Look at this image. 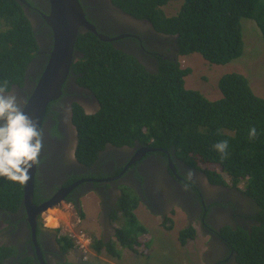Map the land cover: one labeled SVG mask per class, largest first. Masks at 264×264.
<instances>
[{
  "label": "trees",
  "instance_id": "trees-1",
  "mask_svg": "<svg viewBox=\"0 0 264 264\" xmlns=\"http://www.w3.org/2000/svg\"><path fill=\"white\" fill-rule=\"evenodd\" d=\"M111 1L133 17L148 20L153 31L174 37L176 56L198 54L208 65H226L242 55L241 18L254 20L264 41V0H179L181 6L171 16L161 7L178 0ZM2 8L0 83L7 81L10 89L23 85L37 45L20 6L10 0ZM74 50L81 56L70 71L77 74L80 86L94 93L99 104L93 114H86L78 103L72 104L79 161L90 165L107 144L132 146L137 142L167 160L174 153L176 159L202 171L212 183H242L254 222L250 229H223L222 239L236 264H264V98L253 93L248 79L235 71L223 74L218 80L221 97L208 99L184 87V78L192 70L182 67L176 56V60L157 57L155 72L146 71L134 56L88 31L78 33ZM100 84L104 92L98 91ZM252 127L256 135L249 138ZM220 141L228 143L225 159L213 147ZM22 187L0 177L1 212L19 208ZM137 203L136 197L126 193L117 206L125 222L131 224L126 231L116 229L117 244L133 253L147 235L133 214ZM79 216L83 217L81 213ZM163 219L173 223L169 217ZM194 237L192 227L177 233L181 245ZM57 240L62 252L75 246L67 235H59ZM92 248L97 253L104 248L117 257L121 252L99 239L93 241ZM13 253L12 247L0 246V264ZM18 264H32V259L19 260Z\"/></svg>",
  "mask_w": 264,
  "mask_h": 264
},
{
  "label": "flooded vegetation",
  "instance_id": "flooded-vegetation-1",
  "mask_svg": "<svg viewBox=\"0 0 264 264\" xmlns=\"http://www.w3.org/2000/svg\"><path fill=\"white\" fill-rule=\"evenodd\" d=\"M13 1L27 17L37 45L35 57L26 68L23 85H12L9 89L24 105L45 67L53 35L44 19L48 15V0ZM79 2L86 19L95 26L97 32L114 38L112 45L134 56L146 71L155 72L158 58L172 56L174 59L173 56H176L175 38L153 31L148 20L133 17L111 0ZM7 3H10V0H0V13L3 5ZM1 25L0 23V29L3 27ZM79 32L86 30L81 29ZM80 56L76 53L72 63ZM99 89L104 92L101 84L98 91ZM74 102L80 104L86 114H93L99 109L94 93L80 86L77 83V74L71 70L63 85L61 97L47 105L42 119L40 130L43 148L35 174L34 203L40 204L60 191L63 195L58 205H67L80 214L76 207H80L81 199L90 193L99 194L103 201L102 212L98 215L101 218L102 230L100 229L97 239L101 240L103 245H114L117 239L113 212L116 201L122 194L121 187L127 188L151 213H163L160 215L162 218L174 207L177 210L182 209L186 216L184 228L191 227L190 224L195 222L199 225V231L209 239L207 248L210 256L205 253L207 260L210 259L212 264H236L234 258L229 257L221 232L227 227L250 229L254 222L251 218L254 211L249 209L250 199L239 189L240 185H232L229 182L226 185L212 183L202 171L189 168L184 162L176 159L174 153L167 160L163 154L153 153L154 149H148L137 142L132 146L107 144L98 153L96 161L87 165L79 161L76 155L78 135L72 123ZM136 155H140V160L134 162ZM189 171L193 173L191 180L186 176ZM79 214L78 218H82ZM40 218L41 216H38L36 220L35 237L42 257L47 264H61L67 252L61 251L58 234H51L50 230L42 225ZM0 220H6L8 223H3L7 229L2 245L14 249L5 264H18L19 260L27 258L32 259V264H39L25 209L19 206L15 212L0 211ZM103 251L110 254L104 248Z\"/></svg>",
  "mask_w": 264,
  "mask_h": 264
},
{
  "label": "rangeland",
  "instance_id": "rangeland-1",
  "mask_svg": "<svg viewBox=\"0 0 264 264\" xmlns=\"http://www.w3.org/2000/svg\"><path fill=\"white\" fill-rule=\"evenodd\" d=\"M180 6L181 1H171L164 5L162 9L165 15L171 16L179 10ZM240 24L243 52L239 58L226 65H208L198 54L179 58L182 67H190L192 70L184 78L185 88L197 90L208 96L209 99H218L221 97L218 88L219 76L235 71L248 79L255 95L264 98V41L254 20L241 18ZM121 192L122 195L130 194L127 188L121 187ZM89 195V197L83 198L81 202L82 211L85 210L84 213L82 212V218H78V214H75L72 208L61 204L48 209L41 215L42 225L45 228L47 227L51 234L56 230H59L58 234L63 235L68 234V231L75 232L77 229H82L86 237L95 236V239L99 238L102 224L100 222L101 218H97V215L101 200L96 194L91 195L90 193ZM131 197L136 196L131 195ZM59 211L63 214L61 215ZM53 212L60 214L59 217L57 218ZM114 214L118 218L122 217L119 212H114ZM157 215L155 213L154 215L145 213L139 215V223L143 224L147 235L142 236L145 241H142L141 245L136 247L138 252L136 251L135 254L127 249H121L115 240L113 248L118 252L122 250L119 257H114L105 251H101L102 254L96 253V255L92 253L90 247L87 249L84 242L78 241L74 248L63 256L64 259L61 264H212L211 260H207L205 256L206 252L207 256H210L207 248L209 239L199 231L197 223L192 222L190 224L195 230V237L188 240L185 245H181L177 233L186 226L185 214L175 207L172 211L167 212L165 216L173 219L172 224ZM77 220H80V223ZM4 222L8 224L6 220H0V245L3 244L2 239L6 238L7 227H4ZM119 225L121 230L126 231L131 224L125 222V219L122 218V222L117 226ZM18 242L19 239L16 240L17 244ZM143 243H147V245Z\"/></svg>",
  "mask_w": 264,
  "mask_h": 264
},
{
  "label": "water",
  "instance_id": "water-1",
  "mask_svg": "<svg viewBox=\"0 0 264 264\" xmlns=\"http://www.w3.org/2000/svg\"><path fill=\"white\" fill-rule=\"evenodd\" d=\"M48 3V15L44 19L52 30V47L45 67L24 104V111L37 122L39 129L47 105L58 100L62 95L63 85L76 56L74 45L79 31L85 29L92 32L102 41L111 42L114 40V38L97 32L95 26L86 19L79 0H48ZM135 160H140V155H136L133 161L135 162ZM170 167L173 168L172 164ZM36 169L37 165H34L29 172L30 178L26 183H23L20 206L26 211V219L32 231V242L39 264H47L36 242V220L42 213L60 203L63 192L59 191L48 200L35 204L33 197Z\"/></svg>",
  "mask_w": 264,
  "mask_h": 264
},
{
  "label": "clouds",
  "instance_id": "clouds-1",
  "mask_svg": "<svg viewBox=\"0 0 264 264\" xmlns=\"http://www.w3.org/2000/svg\"><path fill=\"white\" fill-rule=\"evenodd\" d=\"M173 57L175 59V56ZM181 57H184V56H176L178 63H179V58ZM205 98L209 99L208 96H206ZM248 135H249V138L255 137L256 135L255 127H252L249 129ZM213 147L217 152L221 154V159L227 158V149H228L227 141L217 142L216 144L213 145ZM42 148H43L42 131L39 129L37 122L24 111V105H22L19 102L16 94L14 92L9 91L7 81L0 83V177L5 178L8 181H11L14 183H21V184L26 183L28 179L30 178L29 172L32 169V167L40 163L39 157H40ZM100 176H104V175H100ZM186 176H187V179L191 180L193 173L189 171L186 174ZM237 185H240L241 187H239V189L243 191L242 183L237 184ZM122 186L128 187L125 185H122ZM129 192H130V195L133 194L130 190ZM93 194L94 193H92L91 195ZM96 195L100 198L99 194H96ZM89 196L90 195L88 194V197ZM118 199L116 201L114 211L115 213L119 212L122 217L118 218L117 216H114L115 226H116L114 227L115 229L120 228V225L117 226V224H120L122 222V218L124 219L122 212L119 211L117 208V206H119ZM82 201H83V198L81 199V202ZM81 202H80V207L78 208L76 207V209L78 210V212L80 211V213L82 214V212L84 213L85 211L84 210L82 211ZM102 202L103 201L101 200L99 204L98 215L100 212H102ZM72 209L75 212V209L74 208ZM180 211L183 212L182 209ZM142 213H145L147 215L148 214L154 215V213H151L149 209L144 206V204H140L138 201L137 206L133 209V214L136 216L138 222H140L139 215ZM98 215H97V218H98ZM160 215L161 214H158L157 216H160ZM78 222L80 223V220ZM83 231L84 230L82 229H77L75 232L68 231V234H63V235H67L70 239H72L74 245L78 243V241H81V243L84 242L87 249L90 247L92 250V253L96 254L97 252L92 248V243L94 240H97V239H95V236H90V235H89L90 237H86L83 234ZM58 232L59 230L58 231L56 230L57 234ZM59 235H62V234H58V236ZM0 246H3V245L1 244ZM101 251H103V248L100 249V252ZM67 252H69V250ZM7 259L8 257L6 258V260ZM224 263H227V262H224Z\"/></svg>",
  "mask_w": 264,
  "mask_h": 264
},
{
  "label": "bare ground",
  "instance_id": "bare-ground-1",
  "mask_svg": "<svg viewBox=\"0 0 264 264\" xmlns=\"http://www.w3.org/2000/svg\"><path fill=\"white\" fill-rule=\"evenodd\" d=\"M59 212H60V211H59ZM53 214H54V215H56V216H57V218H58V217H59V215L61 214V212H60V214H59V215H58L57 213H55V212H53ZM62 214H63V213H62ZM62 214H61V215H62ZM50 215H51V214H50ZM65 215H66V214H65ZM48 217H49V216H48ZM47 219H48V218H47ZM50 220H51V218H50Z\"/></svg>",
  "mask_w": 264,
  "mask_h": 264
},
{
  "label": "crops",
  "instance_id": "crops-1",
  "mask_svg": "<svg viewBox=\"0 0 264 264\" xmlns=\"http://www.w3.org/2000/svg\"><path fill=\"white\" fill-rule=\"evenodd\" d=\"M86 196H88V195H86ZM86 196H85V197H86ZM85 197H84V198H85ZM84 211H85V210H84ZM113 226L116 227L114 224H113Z\"/></svg>",
  "mask_w": 264,
  "mask_h": 264
}]
</instances>
